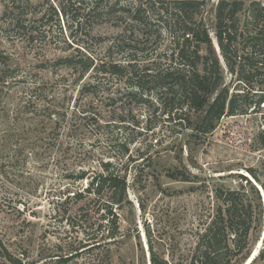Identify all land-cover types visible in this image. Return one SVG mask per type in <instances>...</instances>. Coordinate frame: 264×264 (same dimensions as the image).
Wrapping results in <instances>:
<instances>
[{
    "label": "rangeland",
    "instance_id": "1",
    "mask_svg": "<svg viewBox=\"0 0 264 264\" xmlns=\"http://www.w3.org/2000/svg\"><path fill=\"white\" fill-rule=\"evenodd\" d=\"M161 1L169 0H21L15 15L27 28L17 32L6 25L12 16L3 19L8 4L0 0V52L26 80L0 84V242L12 254L58 264L55 256L83 240L66 222L76 207L55 209L54 192L85 188L59 176L97 172L102 161L126 170L129 202L118 211L122 239L111 248V264H150V250L169 264H189L218 187L244 191L260 212L249 251L236 264H264V106L224 116L201 136L167 120L160 92L138 91L126 70L129 62L139 70L167 62L171 39L161 6L169 5ZM254 1L244 0L245 7ZM204 3L213 36L217 0ZM29 30L37 34L30 42ZM90 57L95 69L79 82L77 62ZM66 58L71 67L60 62ZM111 62L124 71H100Z\"/></svg>",
    "mask_w": 264,
    "mask_h": 264
},
{
    "label": "trees",
    "instance_id": "2",
    "mask_svg": "<svg viewBox=\"0 0 264 264\" xmlns=\"http://www.w3.org/2000/svg\"><path fill=\"white\" fill-rule=\"evenodd\" d=\"M1 1L8 4L3 19L8 14L12 16L6 19V25L17 32L24 31L27 20L20 13L15 15L16 4L21 0ZM204 1H161L169 5L161 6L166 15L163 28L171 39L169 55H162L167 62L155 63L151 68L143 66L140 70L130 64L133 62L126 65L138 91L160 92L158 106L167 120H175L180 129H192L201 136L212 132L224 116L242 115L251 108L259 110L260 105L264 106V0L246 7L244 0H217L213 6V36L202 15ZM140 12V8L130 12L133 20L137 21ZM34 31L28 32L29 42L37 36ZM71 60L60 62L71 67ZM8 63L7 55L0 52V84L26 83L24 76L16 77L17 70ZM94 63L91 57L79 58L75 67L79 82L95 69ZM124 68L111 62L106 69L101 66L100 71L118 75ZM225 75L230 78L227 84ZM147 85L149 88L144 89ZM99 122L93 119L98 127ZM98 165L97 172L79 169L59 176L60 180L85 182L86 186L72 193L71 185L54 192L58 201L55 209L65 208L67 214L71 207H76L75 218L68 216L66 222L83 237L68 245V254L55 256L58 264H111V248L122 239L118 211L129 203L126 170L109 162L101 161ZM213 199L216 206L209 222L197 232L189 264H236L249 251L250 236L256 230L254 223L260 217L258 208L244 191L218 187L213 190ZM0 259L6 264H35L27 254H12L1 242ZM150 264H169V261L150 250Z\"/></svg>",
    "mask_w": 264,
    "mask_h": 264
},
{
    "label": "built area",
    "instance_id": "3",
    "mask_svg": "<svg viewBox=\"0 0 264 264\" xmlns=\"http://www.w3.org/2000/svg\"><path fill=\"white\" fill-rule=\"evenodd\" d=\"M261 128L264 130V120H263V122L261 124Z\"/></svg>",
    "mask_w": 264,
    "mask_h": 264
},
{
    "label": "water",
    "instance_id": "4",
    "mask_svg": "<svg viewBox=\"0 0 264 264\" xmlns=\"http://www.w3.org/2000/svg\"><path fill=\"white\" fill-rule=\"evenodd\" d=\"M258 188V187H257ZM259 190H260V188H258ZM254 256L253 255H251V258H253ZM251 259L249 258V261H250ZM248 262V261H247Z\"/></svg>",
    "mask_w": 264,
    "mask_h": 264
},
{
    "label": "bare ground",
    "instance_id": "5",
    "mask_svg": "<svg viewBox=\"0 0 264 264\" xmlns=\"http://www.w3.org/2000/svg\"><path fill=\"white\" fill-rule=\"evenodd\" d=\"M260 190H261V189H260ZM261 192H262V190H261ZM253 253H254V252H252V254H251V255H253ZM249 258H251V256H250ZM246 262H247V261H246ZM245 264H246V263H245Z\"/></svg>",
    "mask_w": 264,
    "mask_h": 264
}]
</instances>
